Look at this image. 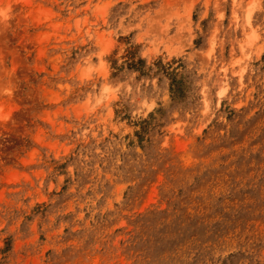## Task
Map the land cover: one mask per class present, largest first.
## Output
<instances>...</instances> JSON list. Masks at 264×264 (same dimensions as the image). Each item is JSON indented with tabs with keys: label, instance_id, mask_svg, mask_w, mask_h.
Returning <instances> with one entry per match:
<instances>
[{
	"label": "rangeland",
	"instance_id": "1",
	"mask_svg": "<svg viewBox=\"0 0 264 264\" xmlns=\"http://www.w3.org/2000/svg\"><path fill=\"white\" fill-rule=\"evenodd\" d=\"M0 264H264V0H0Z\"/></svg>",
	"mask_w": 264,
	"mask_h": 264
},
{
	"label": "bare ground",
	"instance_id": "2",
	"mask_svg": "<svg viewBox=\"0 0 264 264\" xmlns=\"http://www.w3.org/2000/svg\"><path fill=\"white\" fill-rule=\"evenodd\" d=\"M247 22H248V23L250 22V18L247 19Z\"/></svg>",
	"mask_w": 264,
	"mask_h": 264
}]
</instances>
